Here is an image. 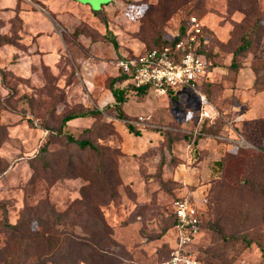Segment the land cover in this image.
<instances>
[{"label": "rangeland", "instance_id": "rangeland-1", "mask_svg": "<svg viewBox=\"0 0 264 264\" xmlns=\"http://www.w3.org/2000/svg\"><path fill=\"white\" fill-rule=\"evenodd\" d=\"M263 13L264 0H0V220L15 222L26 207L40 215L71 208L77 222L106 223L102 245L118 264H162L175 241L174 202L190 197L210 223L219 198L232 213L221 235L206 229L193 247L201 264H219L211 254L220 244H229L230 264H264V158L249 150L262 135L246 134L264 118L251 68L264 64V20L239 69L229 68ZM193 16L211 63L207 81L175 95L121 82L120 56L193 28ZM111 86L126 90L125 119ZM201 92L214 119L201 117ZM86 109L100 115L73 119L67 130L98 151L56 131L67 113Z\"/></svg>", "mask_w": 264, "mask_h": 264}, {"label": "trees", "instance_id": "trees-1", "mask_svg": "<svg viewBox=\"0 0 264 264\" xmlns=\"http://www.w3.org/2000/svg\"><path fill=\"white\" fill-rule=\"evenodd\" d=\"M257 1V0H255ZM108 4V3H106ZM102 8L98 10H93L95 12H100ZM264 15V13H263ZM258 16L256 21L253 24V31L242 38L241 44L238 45L234 51L233 58L229 64V68L237 71L240 67L239 61H237L238 56L247 51H249L254 45V33L259 32V29L263 27L264 16ZM184 28H180V32L184 33ZM179 36H174L171 40L165 39L163 43H158L155 48H163L165 46H174L176 40ZM11 41H4L3 44H9ZM196 52L201 54L203 52L202 46L197 47ZM202 55V54H201ZM68 56L65 57L67 60ZM128 57V56H120ZM205 58V57H204ZM205 62L208 61L207 57ZM210 62H207L208 74L195 82L201 86L210 73ZM252 70L255 73V79L253 82V87L256 92L264 90V74L260 75L262 69H264V64L255 63L251 66ZM4 69L0 67V72L4 73ZM121 82L125 80V76L119 75ZM131 88L137 90L139 94H143L146 91L152 90L149 86L136 87L131 84H126ZM263 85V86H262ZM116 99V111L117 115L120 118L125 119L126 115L122 108L119 106L126 102L124 93L125 89H117L111 86ZM203 93V92H201ZM170 95H175L176 91L169 89L168 93ZM205 94V93H203ZM205 96L208 98L207 94ZM209 100V98H208ZM100 115L98 110L95 109H86L81 112L67 113L61 118V123L59 124L56 131L59 135L65 136L69 143H74L78 146L80 150L92 149L98 151V147L91 143L87 139L75 138L67 130L68 122L79 118V117H97ZM254 125L252 128L246 130V134L251 138V135L260 133L262 135L261 141L251 140L252 143H255L257 150L249 149L254 151L253 153L262 156L264 158V118H255L252 121ZM130 132H134V126L129 123L127 124ZM254 141V142H253ZM256 156V158H261ZM264 168V159L261 160ZM216 166L221 169L224 167L225 161L223 158H220L215 161ZM252 166V165H251ZM244 182H248L245 180ZM215 221L205 223L203 219V212L200 211L201 224L200 229L202 231L206 229H212L218 232L220 235L223 233L222 224L227 220L228 215L232 213V210L228 207L221 209L219 198L216 202ZM0 209L4 212V205L0 204ZM28 207L22 211V214L15 222L9 221V219L4 216L0 220V230L4 233V244L0 247V264H118V258L115 253H110L104 249L102 242L106 238L105 229L107 228L106 223L100 220H97V224L88 225L86 222H77L74 220L73 216H69L71 213V208L67 210H53L48 213L40 215L38 212L29 210ZM174 209L171 212L172 217V228L175 225L176 218L174 217ZM173 246V245H172ZM171 246V247H172ZM229 244L217 246L216 251L211 254L212 259L216 258L219 260V264H230V259L228 258V247ZM170 247V249H171ZM264 252V246L261 247ZM167 259V258H166ZM165 259V260H166ZM164 262V260H163ZM163 264V263H162Z\"/></svg>", "mask_w": 264, "mask_h": 264}, {"label": "built area", "instance_id": "built-area-1", "mask_svg": "<svg viewBox=\"0 0 264 264\" xmlns=\"http://www.w3.org/2000/svg\"><path fill=\"white\" fill-rule=\"evenodd\" d=\"M193 28L184 33L177 32L174 46L152 48L138 56L117 59L123 81L136 87L149 86L157 94H166L169 89L179 86H195V82L208 74L207 62L196 49L199 44L196 34L199 30L197 17H191ZM194 29V30H192ZM202 118L214 119L215 113L205 94L200 93ZM173 230L175 241L170 254L163 264H201L197 251L193 248L203 231L200 229V209L190 197H181L174 202Z\"/></svg>", "mask_w": 264, "mask_h": 264}, {"label": "crops", "instance_id": "crops-1", "mask_svg": "<svg viewBox=\"0 0 264 264\" xmlns=\"http://www.w3.org/2000/svg\"><path fill=\"white\" fill-rule=\"evenodd\" d=\"M103 7H104V5H103ZM100 8H102V6ZM91 10H93V8H91Z\"/></svg>", "mask_w": 264, "mask_h": 264}]
</instances>
